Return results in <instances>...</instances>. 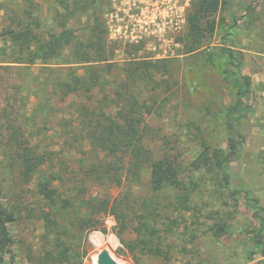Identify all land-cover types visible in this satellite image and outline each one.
I'll return each instance as SVG.
<instances>
[{
    "label": "rangeland",
    "instance_id": "1",
    "mask_svg": "<svg viewBox=\"0 0 264 264\" xmlns=\"http://www.w3.org/2000/svg\"><path fill=\"white\" fill-rule=\"evenodd\" d=\"M22 1L26 0H0V4ZM30 1L44 17L41 33L48 36L59 32L46 3H62V0ZM110 1L99 0L101 4H107L101 5L100 19L106 30L107 46L115 51L112 60L116 63L151 60L165 68L157 79L161 89L157 91V101L149 102L154 113L147 119V124L161 136H175L176 133L183 136L200 127L208 133L213 145L224 140L218 117L234 105L236 98L202 54L229 47L239 53L243 73L252 78L255 97L242 126L246 140L244 150L232 165L234 182L240 188L250 190L264 208V2L221 0L215 14L219 20L217 28L214 33L206 32L201 39L202 52L184 55L183 45L190 42L187 22L182 21L180 30L175 31L172 19L186 18L188 6L165 5L157 12L148 11L149 18L156 14V17L164 18V24L160 26V33L147 35L140 33L137 25L130 29L123 26L121 20L116 25ZM93 23L90 15H77L68 26L85 38ZM9 24L7 16L0 11V68L13 66L10 71L0 70V204L17 217L10 226L9 246L5 252H0V264H38L39 257H45L44 226L39 220L44 202L38 192L51 159H46L48 163L40 165L27 180L22 174V154L25 148L36 156L44 154L48 158L52 154L51 158L64 159L78 171L81 156L65 154L67 144L62 140L67 122L75 115L77 100L61 103L54 98L47 106L44 88L50 86L45 66L4 63L12 55L11 44L5 35ZM147 92L150 89H145L144 98H148ZM9 96L13 104L27 101L18 110L11 104L12 119L4 112V98ZM191 122H195V126L189 129ZM7 126L17 130L22 127L27 143L20 145L12 140ZM191 140L181 137L176 146L185 166L192 162L197 148V143ZM153 146L156 151L162 150L163 142L158 141ZM194 177L201 178L202 183L190 195L188 210L183 209L185 206L178 199L179 193L172 188L165 189L159 196L153 193L147 183V173L141 184L125 182L121 188L109 182L92 185L90 195L93 198L109 196L112 205L127 194L135 197L136 209L131 211L132 219L127 223L126 243L119 240L117 217L109 211L102 219V225L81 239L78 260L82 264H96L95 254L104 245H110L131 264H257L262 258L254 246L252 226L242 200L221 191L216 178L212 179L209 174H194ZM61 183L56 180L49 185L60 188ZM156 197L161 201L157 211L153 204ZM178 206L179 209H175Z\"/></svg>",
    "mask_w": 264,
    "mask_h": 264
},
{
    "label": "trees",
    "instance_id": "2",
    "mask_svg": "<svg viewBox=\"0 0 264 264\" xmlns=\"http://www.w3.org/2000/svg\"><path fill=\"white\" fill-rule=\"evenodd\" d=\"M14 3L0 4V11L10 23L5 35L12 47V55L4 63L44 65L49 72L50 87L44 88L47 106L54 98L61 103L77 100L75 115L67 122L62 140L67 144L65 154L81 156L78 171L64 159L51 158L52 154L48 158L44 154L36 156L29 148L22 154V174L27 180L40 165L48 163L46 159H51L48 168L51 173H44L38 192L44 202L39 220L44 226L42 237L45 240V257H39L38 264H82L77 251L81 239L87 232L97 230L109 211L117 217L119 240L126 243L127 223L132 219L131 211L136 209L135 197L123 194L111 205L109 196L93 198L91 186L106 182L118 188L125 182L141 184L145 173L153 193L159 196L165 189L172 188L179 193L178 199L187 210L190 195L202 183V179H196L194 174H209L212 179L216 178L221 191L242 200L252 226L254 246L262 258L257 264H264V208L250 190L242 189L234 182L232 169L245 147L242 126L255 97L252 78L243 73L239 53L229 47L202 54L236 98L234 105L218 117L224 140L213 145L208 133L200 127L183 136L177 133L161 136L147 124V119L154 113L149 102L157 101V91H161L157 79L165 68L151 60L128 63L112 60L115 51L107 46L106 30L100 19L101 7L107 4H101L99 0L46 3L54 25L60 30L44 36L41 33L44 17L37 13L35 4L30 0ZM220 6L221 0H193L187 10L186 28L190 42L183 45L184 55L202 52L201 39L206 32H215L219 21L215 14ZM77 15H90L94 21L85 38L68 26ZM5 67L0 70L10 71L13 66ZM147 88L150 92H147L148 98H144ZM4 100L8 119L10 115L13 117V111L9 110L11 104L18 110L27 103L23 99L19 104H13L10 96ZM189 124V129L195 126V122ZM7 129L12 140L20 145L26 142L22 127L17 130L7 126ZM181 137L197 143L195 156L187 166L182 163V154L176 147ZM158 141L163 142V148L156 151L153 144ZM56 180L62 182L61 187L51 188L49 184ZM205 185L208 186L207 182ZM156 199L153 204L157 211L161 201ZM16 221L17 217L0 204V252H5L9 246L10 226Z\"/></svg>",
    "mask_w": 264,
    "mask_h": 264
},
{
    "label": "built area",
    "instance_id": "3",
    "mask_svg": "<svg viewBox=\"0 0 264 264\" xmlns=\"http://www.w3.org/2000/svg\"><path fill=\"white\" fill-rule=\"evenodd\" d=\"M113 5V14L116 18V25H118L119 20L123 22V26L126 25L128 28L131 26H139L140 33L143 34H158L162 30L160 28L161 24H164V18L148 17V11L157 12L161 6L174 5L180 8H185L188 10L193 0H111ZM175 21H174V20ZM172 19V27L175 31L180 30L181 23L187 22V17L179 19ZM136 23V24H135Z\"/></svg>",
    "mask_w": 264,
    "mask_h": 264
},
{
    "label": "water",
    "instance_id": "4",
    "mask_svg": "<svg viewBox=\"0 0 264 264\" xmlns=\"http://www.w3.org/2000/svg\"><path fill=\"white\" fill-rule=\"evenodd\" d=\"M96 264H131L120 257L110 245H104L94 256Z\"/></svg>",
    "mask_w": 264,
    "mask_h": 264
}]
</instances>
